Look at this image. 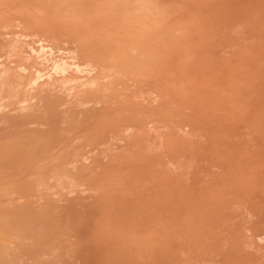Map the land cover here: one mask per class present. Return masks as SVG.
Returning <instances> with one entry per match:
<instances>
[{
	"label": "rangeland",
	"instance_id": "rangeland-1",
	"mask_svg": "<svg viewBox=\"0 0 264 264\" xmlns=\"http://www.w3.org/2000/svg\"><path fill=\"white\" fill-rule=\"evenodd\" d=\"M0 217L6 264H264V0H0Z\"/></svg>",
	"mask_w": 264,
	"mask_h": 264
},
{
	"label": "bare ground",
	"instance_id": "bare-ground-1",
	"mask_svg": "<svg viewBox=\"0 0 264 264\" xmlns=\"http://www.w3.org/2000/svg\"><path fill=\"white\" fill-rule=\"evenodd\" d=\"M128 3L129 2L125 3V6H127ZM29 54L32 62L26 69L29 71V82L33 84H37L41 81H50L49 84L55 83L57 78L63 77L71 67H75V69L79 71V67L75 63L73 56L71 57V55L67 54V51L64 49L55 48L50 44L48 45V43H43V41H36L34 45L33 43L32 45L30 44ZM4 244L2 245L3 248L0 247V264L4 263V260L2 262L3 258H1L4 255V253L1 255L2 251H4L3 249H5Z\"/></svg>",
	"mask_w": 264,
	"mask_h": 264
}]
</instances>
